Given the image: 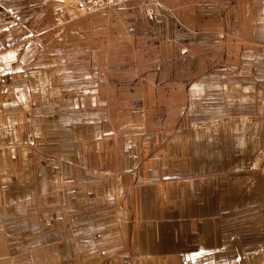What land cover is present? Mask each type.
Segmentation results:
<instances>
[{"label":"crops","instance_id":"crops-1","mask_svg":"<svg viewBox=\"0 0 264 264\" xmlns=\"http://www.w3.org/2000/svg\"><path fill=\"white\" fill-rule=\"evenodd\" d=\"M151 1L0 0V264H166L204 178L264 207V0Z\"/></svg>","mask_w":264,"mask_h":264},{"label":"rangeland","instance_id":"rangeland-1","mask_svg":"<svg viewBox=\"0 0 264 264\" xmlns=\"http://www.w3.org/2000/svg\"><path fill=\"white\" fill-rule=\"evenodd\" d=\"M151 4L153 7H160L156 0L151 1ZM163 18L164 20L169 19L165 15ZM247 169L249 172L252 168ZM231 178L233 183L229 186L224 182L225 177H217L218 183L216 191L213 190V193H207L209 186L207 178H204L201 188L205 193L199 192L198 194L201 203L205 206L192 209L194 212L196 210L198 212L197 221L192 220L188 223V221L177 222L175 220L173 223L165 224L168 230L164 229V231L169 232L170 236L175 238L174 241H170L174 246V254L166 259V264H264V207H224L223 200H227L224 195L230 193V188L233 195H239V185L235 183L239 181V176ZM257 178L250 174L243 177L245 182L243 191L248 190L247 193L253 197ZM200 194H203L204 199L208 198V200H202L203 197ZM212 199H216V207L208 205ZM237 202L239 203V201ZM141 209H139L140 212ZM169 209L175 214L181 215L178 212L181 209L177 210L174 207ZM187 210L191 209H185L184 213ZM132 226L136 228V231L147 229L159 233L164 225L137 223ZM255 233H259V235L254 236ZM256 238L261 241V249L253 245ZM242 243L246 246H242Z\"/></svg>","mask_w":264,"mask_h":264},{"label":"built area","instance_id":"built-area-1","mask_svg":"<svg viewBox=\"0 0 264 264\" xmlns=\"http://www.w3.org/2000/svg\"><path fill=\"white\" fill-rule=\"evenodd\" d=\"M124 1L126 0H76L77 4L85 10L109 8Z\"/></svg>","mask_w":264,"mask_h":264}]
</instances>
